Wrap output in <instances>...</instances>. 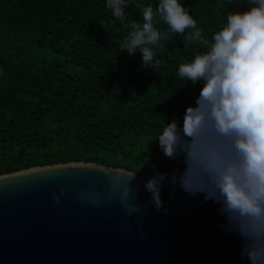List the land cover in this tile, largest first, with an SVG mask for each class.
<instances>
[{
	"label": "trees",
	"instance_id": "1",
	"mask_svg": "<svg viewBox=\"0 0 264 264\" xmlns=\"http://www.w3.org/2000/svg\"><path fill=\"white\" fill-rule=\"evenodd\" d=\"M210 37L242 0H181ZM141 4L155 0H140ZM105 0H0V174L70 161L138 174L184 167L154 134L180 121L200 85L183 86L178 65L198 45L172 34L153 68L119 49L128 29ZM129 20L141 19L135 3ZM167 26L162 22L159 25Z\"/></svg>",
	"mask_w": 264,
	"mask_h": 264
},
{
	"label": "clouds",
	"instance_id": "2",
	"mask_svg": "<svg viewBox=\"0 0 264 264\" xmlns=\"http://www.w3.org/2000/svg\"><path fill=\"white\" fill-rule=\"evenodd\" d=\"M135 3L139 20L126 11ZM246 7L226 13L209 37L181 0H105L115 21L126 29L119 49L139 52L141 66L153 68L172 34L185 46L198 45L191 59L180 63L176 76L183 86L199 83L198 95L186 105L180 121L166 120L154 134L160 151L184 165L177 173L156 171L143 181L156 211L167 214L161 198L166 181L191 196L212 201L224 218L220 227L241 238L240 255L248 264H264V0H242ZM167 27L162 29L160 23ZM136 171L118 169L131 179H113L110 192L129 217L141 212L134 202ZM64 189L60 190L61 194ZM60 204V195L53 193Z\"/></svg>",
	"mask_w": 264,
	"mask_h": 264
},
{
	"label": "water",
	"instance_id": "3",
	"mask_svg": "<svg viewBox=\"0 0 264 264\" xmlns=\"http://www.w3.org/2000/svg\"><path fill=\"white\" fill-rule=\"evenodd\" d=\"M118 169L70 161L0 174V264H248L241 238L220 227L218 206L203 195L166 181L167 214L156 211L142 183L154 173H136L141 212L127 216L110 192L113 179H131Z\"/></svg>",
	"mask_w": 264,
	"mask_h": 264
}]
</instances>
